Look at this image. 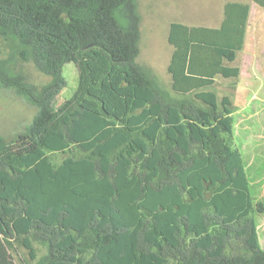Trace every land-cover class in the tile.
Masks as SVG:
<instances>
[{"label": "trees", "instance_id": "obj_1", "mask_svg": "<svg viewBox=\"0 0 264 264\" xmlns=\"http://www.w3.org/2000/svg\"><path fill=\"white\" fill-rule=\"evenodd\" d=\"M139 1L0 0V87L38 109L0 134V264H264L232 99L211 89L241 75L251 4L227 1L218 28L171 22V92L137 60Z\"/></svg>", "mask_w": 264, "mask_h": 264}, {"label": "rangeland", "instance_id": "obj_2", "mask_svg": "<svg viewBox=\"0 0 264 264\" xmlns=\"http://www.w3.org/2000/svg\"><path fill=\"white\" fill-rule=\"evenodd\" d=\"M227 1L249 2L252 6L248 24L247 45L239 53L238 64L244 66L239 78L217 77L216 84L211 88L219 97L230 95L235 115V134L239 145L243 143V156L251 190L255 200L264 192V7L256 0H140L142 14L140 53L137 60L149 66L162 87L172 91L171 76L168 63L173 47L168 43V31L171 22L180 21L190 25L218 26L223 18V7ZM2 57H8L10 42L0 40ZM22 72L36 85L42 86L52 80L50 75L40 71L32 62L17 60ZM63 74L67 85L57 97L55 104L59 106L70 98L79 83L76 65L70 62L65 65ZM253 87L246 89V87ZM255 89V90H254ZM38 109L24 102L12 89L0 87V134L11 138L22 131L34 118ZM251 114V117L250 115ZM246 125L252 126L254 136L241 139V133L247 131ZM63 154L55 156L57 161ZM259 194V196H258ZM258 197V198H257ZM258 202V201H257ZM263 203L258 202L257 218L264 225ZM264 245V227H261ZM16 254L19 264L21 257Z\"/></svg>", "mask_w": 264, "mask_h": 264}, {"label": "crops", "instance_id": "obj_3", "mask_svg": "<svg viewBox=\"0 0 264 264\" xmlns=\"http://www.w3.org/2000/svg\"><path fill=\"white\" fill-rule=\"evenodd\" d=\"M242 2H244V1H242ZM225 5V4H224ZM251 9H252V6H251ZM251 14V13H250ZM223 17H224V7H223ZM249 20H250V18H249ZM222 21H223V18H222V20H221V23H222ZM221 23H220V25H221ZM187 24V23H186ZM249 24V23H248ZM190 25V24H189ZM220 25H218V26H207V27H213V28H218V27H220ZM199 26H205V25H199ZM247 34H248V31H247ZM168 37V36H167ZM246 45H247V36H246V42H245V45H244V48H243V50L246 48ZM172 46V45H171ZM173 47V46H172ZM174 49V48H173ZM243 50H241V51H239V53H241ZM172 53H173V50H172ZM172 53H171V56H172ZM239 53H238V55H237V59L234 61V62H232V63H230L229 65L230 66H239L240 68H241V75H242V73L244 72V66H242V65H240V64H238L237 63V61H238V59H239ZM170 59H171V57H170ZM169 62H170V60H169ZM168 65H169V63H168ZM170 74V73H169ZM240 75V76H241ZM171 76V75H170ZM239 76V77H240ZM218 77V76H217ZM238 77V78H239ZM232 78H234V77H232ZM216 81H217V78H216ZM250 88H253L252 86L251 87H246V89L248 90V89H250ZM255 90V89H254ZM230 96V95H229ZM231 97V96H230ZM232 99V98H231ZM232 104H233V101H232ZM250 115V117H251V114H249ZM234 117H235V115H234ZM246 128H247V131L244 133H241L242 135H241V139L243 140L244 138H248L249 137V135L251 134V136H254V131H255V129L252 127V126H249V125H246L245 126ZM234 129H235V127H234ZM263 138H264V136H262ZM235 138H236V141H237V145L240 147V149H241V151H242V153H243V143L242 144H240L239 145V143H238V138H237V136H236V134H235ZM258 196H259V194H258ZM258 198V197H257ZM257 201L259 202H261V203H263L264 204V192L263 193H261V197H259V199H257ZM262 208L264 209V206L262 205ZM263 222H261V223H259V221H258V227H259V234H260V240H261V243H262V245H263V242H262V235H263V233H261V227L263 228L264 227V225L262 224ZM262 234V235H261ZM264 246V245H263Z\"/></svg>", "mask_w": 264, "mask_h": 264}]
</instances>
